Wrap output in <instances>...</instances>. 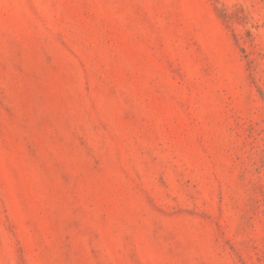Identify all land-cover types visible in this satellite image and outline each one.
<instances>
[{"label":"rangeland","instance_id":"1","mask_svg":"<svg viewBox=\"0 0 264 264\" xmlns=\"http://www.w3.org/2000/svg\"><path fill=\"white\" fill-rule=\"evenodd\" d=\"M0 264H264V0H0Z\"/></svg>","mask_w":264,"mask_h":264}]
</instances>
